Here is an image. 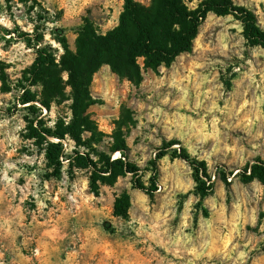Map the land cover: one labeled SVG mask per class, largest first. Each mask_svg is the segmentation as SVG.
Here are the masks:
<instances>
[{
    "label": "rangeland",
    "instance_id": "1",
    "mask_svg": "<svg viewBox=\"0 0 264 264\" xmlns=\"http://www.w3.org/2000/svg\"><path fill=\"white\" fill-rule=\"evenodd\" d=\"M185 1L196 8L201 0ZM233 1L264 33V0ZM123 8V0H0V264H264V187L244 178L264 160V47L244 36L235 16L208 14L192 52L144 70L140 83L107 65L93 75L96 129L86 146L67 139L64 147L98 160L120 146L148 190L121 170L98 178V194L91 170L49 177L27 139L19 85L29 84L37 50L59 63L66 49L76 51L85 23L104 35ZM66 91L44 109L51 123L71 117ZM182 148L207 164L208 177L198 180ZM203 182L212 186L204 199Z\"/></svg>",
    "mask_w": 264,
    "mask_h": 264
},
{
    "label": "trees",
    "instance_id": "2",
    "mask_svg": "<svg viewBox=\"0 0 264 264\" xmlns=\"http://www.w3.org/2000/svg\"><path fill=\"white\" fill-rule=\"evenodd\" d=\"M123 1L118 26L103 35L98 34L90 23H85L79 31L76 51L66 49L59 63L52 53L40 47L34 63L25 71V82L29 84L19 85L24 91L19 104L26 112L27 139L41 150L50 171L49 177H61L65 169L71 176L77 170H91L90 187L96 194L99 192L98 178L107 181L114 176L115 170L131 174L137 178V188L148 190L139 180L140 167L128 160L120 146L113 147L110 154H102L98 160L91 158L89 153L77 149L68 152L64 147L67 139L73 140L78 147L86 146L85 137L96 129L88 112L95 104L90 84L103 65L109 66L122 79L140 83L144 70L170 67L179 56L191 53L200 27L210 13L235 16L244 26V36L264 47V33L255 14L233 0H201L196 8H190L185 0H151L149 4ZM36 42L41 41L37 38ZM65 72L67 80L63 76ZM68 86L71 89V117L68 120L61 116L51 123L44 109L51 112L54 104L60 105L66 99ZM176 144L171 142L169 148ZM116 152L121 156L112 159L111 155ZM179 152V156L194 167L198 180L200 173L208 177L204 161L192 158L184 148ZM244 178L257 179L264 187V160L257 158L250 167V175L245 169ZM225 182L228 183L227 178ZM211 190L212 186H206L204 182L198 187L202 199L209 196Z\"/></svg>",
    "mask_w": 264,
    "mask_h": 264
}]
</instances>
